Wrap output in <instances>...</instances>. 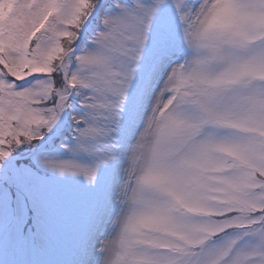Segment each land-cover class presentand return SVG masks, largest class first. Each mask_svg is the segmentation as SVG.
Listing matches in <instances>:
<instances>
[{
  "label": "snow or ice",
  "instance_id": "6c2138e0",
  "mask_svg": "<svg viewBox=\"0 0 264 264\" xmlns=\"http://www.w3.org/2000/svg\"><path fill=\"white\" fill-rule=\"evenodd\" d=\"M0 264H264V0H0Z\"/></svg>",
  "mask_w": 264,
  "mask_h": 264
}]
</instances>
